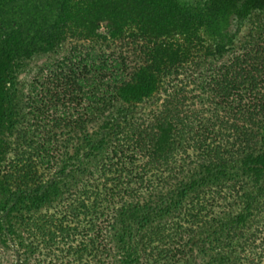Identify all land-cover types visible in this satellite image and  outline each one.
Masks as SVG:
<instances>
[{"label": "trees", "instance_id": "1", "mask_svg": "<svg viewBox=\"0 0 264 264\" xmlns=\"http://www.w3.org/2000/svg\"><path fill=\"white\" fill-rule=\"evenodd\" d=\"M15 1L24 0H0V20ZM34 1L25 5L54 17L41 21L50 43L65 29L92 34L103 23L108 36L139 37L147 50L121 83L104 81V65L96 63L83 85L65 76L57 83L64 91L45 88L41 131L39 123L21 125L17 145L50 168L61 164L50 177L36 170L37 160L6 157L0 137V264L9 243L13 264H257L264 24L238 40L235 23L264 14V0ZM118 5L131 9L119 12ZM200 28L215 37L212 46ZM2 33L0 48L14 35ZM4 81L0 126L12 109ZM159 92L147 115L127 108ZM75 172L77 183L63 188Z\"/></svg>", "mask_w": 264, "mask_h": 264}, {"label": "rangeland", "instance_id": "2", "mask_svg": "<svg viewBox=\"0 0 264 264\" xmlns=\"http://www.w3.org/2000/svg\"><path fill=\"white\" fill-rule=\"evenodd\" d=\"M145 1L148 5L153 6L156 0ZM35 2L34 0L15 1L9 5L11 9H7L8 11L4 13L6 18L3 21L0 20V27L3 29L0 31V37L4 36L3 31L5 33L14 32L13 37L0 48L3 51L0 53V64L3 65V68H0V77L5 80L4 84L9 90L10 100L12 101V109L7 112L10 113L9 119L5 117L4 121L1 122L0 137L3 136L2 140L6 148V150L4 148L6 157L19 161L27 159L36 161L38 158L37 154L29 149H19L17 145L19 139L17 129L21 125L24 127L27 123L34 126L39 123L38 126H35V129L41 131L40 126L45 121H42L43 118L39 114L45 113H42L39 100L41 95L44 94L45 88H51L52 85H55L57 86L54 87L55 91H64L65 85L57 83H60V81L61 83H66L65 76H73V80L77 79L78 84L83 85L84 79L82 78L84 76L90 77V79L95 76V70L92 71L91 66L96 65V63L104 65L101 71L104 81L112 83L113 79H115V81L121 83L123 80H128L133 70L141 64V60L145 59V51L147 50L142 49V45L145 47L147 44L146 42L143 43L139 37L131 38L127 37V34L115 37L108 36L105 33L103 23L96 30L94 29L92 34L86 31L82 32L79 27L70 31L65 29L58 38V42L50 43L46 41L45 30L47 29L44 28L43 30L41 21L42 18L50 20V18L54 19V17L48 13L47 9L45 11L42 10L45 13L44 16H38L40 11L37 12L31 5H25V3L33 4ZM118 6L117 10L119 9V12L126 14L128 9H131V6L128 5ZM259 23L264 24V14H255L250 19L236 22V27H239L238 40L242 39L243 35L250 33ZM200 30H202L201 36L204 38V45L212 46V43L216 40L215 37L204 31L205 28H200ZM142 50L144 51V56ZM226 56L227 53L220 54L218 59L215 60L214 58V64L216 65L223 61ZM54 78H60L61 80L55 82ZM94 85L97 86V80L92 83V86ZM177 87L180 88L179 85ZM200 87L201 84H198V86L191 88L198 90ZM66 95L62 94L60 96L63 103L66 102V99H63ZM159 98H163L161 92L151 96L146 102L142 101L138 104H132L127 108L134 110L135 117H143L158 107ZM97 125L98 123L91 125L89 127L90 130L95 129ZM34 126L29 127V129L34 128ZM66 140L67 138L64 137V143H62L64 149L61 150L63 153H67ZM16 147L18 149H15ZM69 154H73V151L71 150ZM41 158L43 159L44 157ZM61 158H64L63 154ZM42 159L37 160L36 170L44 173V179L62 169L61 164L57 167L53 165L50 168V164ZM78 175L75 172L73 178L64 179L62 187L67 188L75 185L80 178ZM202 196L206 197L204 194ZM228 202L229 200L222 203L227 206L226 203ZM253 224V235L255 237L253 248L257 260L256 263L264 264V216H261ZM13 248L10 243L5 248L6 256L4 260L6 264L14 263ZM207 257L208 255L202 256L204 261L207 260Z\"/></svg>", "mask_w": 264, "mask_h": 264}]
</instances>
